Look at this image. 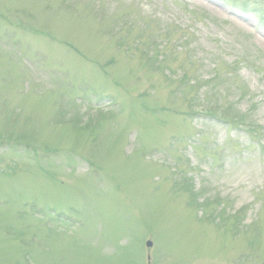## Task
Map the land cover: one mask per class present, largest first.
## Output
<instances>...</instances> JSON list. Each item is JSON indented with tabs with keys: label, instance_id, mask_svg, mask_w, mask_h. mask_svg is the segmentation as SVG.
Here are the masks:
<instances>
[{
	"label": "rangeland",
	"instance_id": "obj_1",
	"mask_svg": "<svg viewBox=\"0 0 264 264\" xmlns=\"http://www.w3.org/2000/svg\"><path fill=\"white\" fill-rule=\"evenodd\" d=\"M0 264H264V0H0Z\"/></svg>",
	"mask_w": 264,
	"mask_h": 264
},
{
	"label": "water",
	"instance_id": "obj_2",
	"mask_svg": "<svg viewBox=\"0 0 264 264\" xmlns=\"http://www.w3.org/2000/svg\"><path fill=\"white\" fill-rule=\"evenodd\" d=\"M148 245H149V243H148Z\"/></svg>",
	"mask_w": 264,
	"mask_h": 264
}]
</instances>
